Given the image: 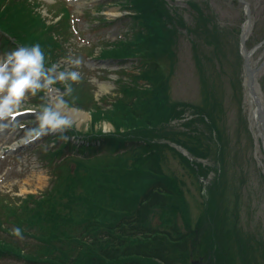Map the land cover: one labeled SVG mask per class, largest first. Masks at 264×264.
<instances>
[{
    "label": "rangeland",
    "instance_id": "374dc122",
    "mask_svg": "<svg viewBox=\"0 0 264 264\" xmlns=\"http://www.w3.org/2000/svg\"><path fill=\"white\" fill-rule=\"evenodd\" d=\"M107 1L96 2L93 0L95 3L89 5V8L86 9L87 13L84 15L81 13V8L84 9L85 6L81 8L68 6L73 23L67 30L65 44L61 45L62 37L57 32L63 29L60 22L56 28L53 24V28L49 31L50 34L53 32L57 35L60 42L58 48L61 50L62 47L64 50L66 43L72 49H81L86 46L89 51H95L92 54L96 55L102 42H114L126 34H130L131 28L128 30L127 20L118 23L120 26L106 27L99 25L92 17L104 16L113 9L117 10L120 16L127 14L122 12L119 6L112 5L111 1ZM166 1L181 13L170 11ZM166 1L137 0L136 9L141 17L140 23L146 29L150 26L152 19L155 20L160 14L163 16L164 20L160 28L167 29L166 33L161 36L162 41L157 47L161 51V60L156 67L164 73L168 82L155 84L154 82L159 80V77L152 71L150 73L153 86L142 85L141 89L137 88V90H141L139 95L135 98L130 96L127 98H132L135 101V108H142L147 103V99L157 100L158 97L164 96L161 92L164 87L166 89L168 86L169 94L167 93L165 97L169 99L173 109L165 111L166 118L162 122V126L158 127L160 137L155 140L157 144H167L176 151H179V145L182 146L184 143L198 155L194 157L190 153L192 158L189 159L191 162L195 161L192 169H189V165L187 167L186 164L179 165L172 159L170 161L172 165L167 166L170 172L164 173L174 179L172 181L177 182L180 190L184 191V203L186 206L188 205L186 217L189 227L194 228L196 218L203 214L204 203L209 207V203L213 202L212 196L215 192V195L220 197L216 196L215 212H217L214 219L218 215L217 222L213 219L212 224L215 223L219 234H224L227 231L240 233L241 227L242 237L248 236V238L256 240L253 245L258 242L257 240L261 236L260 244L261 247L263 244L264 250V140H261L260 124L253 116L255 106L250 101L246 86V77L243 71L244 59L241 58L237 50L241 27L245 21L243 6L236 0H193L196 8L189 9L186 2L190 0ZM245 1L249 4L252 22L251 32L246 43V48L250 51L264 40V0ZM92 5L94 8H91ZM99 5H102L101 9L96 8ZM60 7L59 0H40L35 3L34 9L42 12L48 21L54 22L61 15ZM150 10L154 13V17L146 21L143 15ZM221 29L223 34L220 33ZM224 42L222 52L220 44ZM148 52L154 54V50ZM76 56L82 63L87 59L83 50H78ZM168 57L170 60L167 59ZM57 58L59 57L57 56ZM250 59L252 68L258 69L256 89L264 108V65H262L264 63V43L252 51ZM46 62L49 60L46 59ZM58 66V70H66L70 67L66 62ZM136 66V64L122 65L117 71L126 69L129 72H134ZM74 70L82 71V73H80L81 80L75 83L71 97L72 100L78 99L82 101L81 103H87L86 109L93 108L92 99L103 100L104 97L115 95L113 90L107 91L102 88V84H96L93 80L107 83L109 77L117 78L118 72L103 71L98 67L89 68L82 64ZM57 85L61 91H57L56 96L64 92L62 85ZM212 96L216 100H213ZM51 97L54 96L45 92L35 96L28 95L20 110L27 108L40 110V107L44 106L42 102L46 105L51 103ZM108 99L110 101V98ZM128 105H125V113L132 117L134 115L133 108ZM176 105L178 106L175 107ZM74 107L76 106L73 105L67 109H76ZM161 108L163 109L164 106L161 105ZM203 108L206 110L202 111ZM78 111L84 112L86 119L84 120L80 116H71L74 121L73 133L80 131L98 136V132H88L99 130L104 134L115 132L112 122L103 115H99L94 121L89 112L80 109ZM23 119L26 122L30 120L36 122L35 117H23ZM155 119L160 121L157 116ZM124 129L128 128H120L117 135L120 143H125L126 139L131 137V132L124 131ZM27 132L23 134V137ZM11 135H13V131L7 132L5 137L0 136V197L5 196L3 199L9 202L10 206L15 207L18 212L22 210L24 201V206L28 208L27 202L30 198L34 200L45 198L44 201L52 203L56 198V193L54 190L47 191L51 179L49 169L39 170L34 158L36 156L32 154L34 148L37 147L34 146L36 144L42 145L39 150L57 146L58 143L52 141L56 140L55 134H49L40 138L38 142L31 143H24V138H22L21 142L17 144L28 145L14 152L10 151L13 148V139L8 137ZM166 137L174 138L175 141L173 139V141L166 140ZM180 139L183 140V143L176 141ZM131 141L133 142V140ZM101 144L105 143L101 142ZM115 148L112 146L110 149H104L105 151H97L90 155L89 159L96 162L102 161L108 155L116 154ZM156 148L160 149V146ZM121 152L123 151H119V153ZM190 154L188 152L189 157ZM166 187L171 189L169 185ZM196 187L197 189H195ZM205 193H209V199H206ZM175 203L179 204L177 200ZM167 205L172 204L167 202ZM160 210L162 218L169 217L168 206L161 207ZM157 217L158 215L154 219L155 225H159L162 219ZM60 225L55 224V229ZM235 227L238 230H235ZM1 228L7 232L0 229V239L13 246H21L25 252H27V248L20 241L24 240L30 247L33 246V242L40 246L42 243L40 237L47 232L45 228L38 225H32L31 228L27 226L23 229L27 235H21L22 238H18L12 234L15 226L11 221L3 224ZM128 228L131 232V225ZM132 233L135 234V232ZM52 240L54 241V239ZM57 248H61L60 245ZM254 249L259 252L256 247ZM249 253L245 255L250 258L251 254ZM254 254L258 253H252V255ZM261 259V264H264V255L261 256ZM22 263L23 260L17 259L11 254L0 253V264ZM45 263L38 259L34 264ZM237 264L244 263L238 262Z\"/></svg>",
    "mask_w": 264,
    "mask_h": 264
},
{
    "label": "trees",
    "instance_id": "16d2710c",
    "mask_svg": "<svg viewBox=\"0 0 264 264\" xmlns=\"http://www.w3.org/2000/svg\"><path fill=\"white\" fill-rule=\"evenodd\" d=\"M14 9L15 6L8 8L1 14L0 21L5 30L16 34L17 30L11 22L2 20V15H12ZM153 17L151 10L143 15L146 21ZM163 20L160 14L155 20L152 19L146 31L138 34L132 42L120 45L112 53L103 52L104 56L115 57L139 54L150 61L143 67L140 77L132 81L131 86L121 87L123 95L115 98L110 109L101 110L94 104L91 111L94 121L99 115L111 121L115 132L103 134L100 130L90 131L88 133L98 132V136L86 135V138H99L105 143L104 148L115 146L114 150L125 151L108 155L106 159L96 162L86 156L92 147L82 146L78 152L81 156L74 157L71 166L65 163L59 166V176L53 188L56 198L52 203L44 201L45 198H30L27 202L28 208L24 206V201L22 210L18 212L0 197V226L11 221L15 228L21 229V235H26L22 230L24 225L34 224L47 230L40 238L49 246L42 248L40 257L21 255L26 261L35 263L39 259L46 262L45 264H190L191 260L204 257L209 259V264H261V256L264 255L263 244L262 247L260 244L261 236L253 245L256 240L248 236L242 237L241 227L240 233L226 230V233L219 234L215 223L212 224L217 212L216 196L220 197L215 195V192L210 206H205L204 203L203 214L197 217L194 228L189 227L184 191L180 190L177 182L172 181L174 179L164 173L170 172L167 166L171 164L172 159L179 165H189V169H192L195 161L191 162L179 151L167 144H157L155 140L160 137L158 127L166 118L165 111L173 109L171 102L165 97L168 86L161 92L164 96L158 97L157 100L147 99L142 108H135L132 98L141 91L137 88L141 89L142 85L153 86L150 72L154 71L159 77L155 84L168 82L164 73L156 67L161 60V51L157 47L167 29L160 28ZM220 33L223 34L221 30ZM22 40L27 41L26 35ZM156 49L158 56L153 58L148 50H154L155 54ZM139 80H143L144 84L138 83ZM128 96L132 98H127ZM212 98L216 100L213 96ZM126 104L133 108L132 117L125 113ZM161 105L164 106L163 109ZM155 116L160 121L155 119ZM120 128H128L124 131L131 132V137L127 138L125 143H120L117 139ZM172 139L166 137V140L173 141ZM176 141L183 143L182 139ZM128 142L132 143L126 144ZM157 146H160V149H157ZM182 147L192 156H198L188 145L183 143ZM167 185L171 189H168ZM205 194L206 199H209V193ZM176 200L179 204L175 203ZM167 202L172 205H167ZM164 206L169 207V217L166 219L162 218V212L159 211V208ZM156 215L158 219L162 218L159 225H155ZM216 217L218 215L214 219L217 222ZM55 224H61L63 229L53 235ZM129 225L132 227L131 232ZM235 230L238 229L235 227ZM2 231L7 232L5 229ZM52 239H59L60 243L55 245ZM0 241V251L11 253L12 248L8 242L1 239ZM59 245L61 248H57ZM13 252L19 254L18 250ZM248 252L251 254L250 258L245 255Z\"/></svg>",
    "mask_w": 264,
    "mask_h": 264
},
{
    "label": "clouds",
    "instance_id": "9594fccd",
    "mask_svg": "<svg viewBox=\"0 0 264 264\" xmlns=\"http://www.w3.org/2000/svg\"><path fill=\"white\" fill-rule=\"evenodd\" d=\"M66 63L70 65L66 70H58L57 64L46 67L45 55L39 44L19 47L0 58V130L8 127L4 122L14 118L26 96H35L39 92L51 93L57 84L63 86L62 94L51 97V103L40 110L28 109L35 115L36 126L26 133L24 143H31L53 133L62 135L73 127L74 121L65 111L68 105L64 96H71L73 84L81 80L80 72L74 69L82 61L70 58ZM62 138L67 139L63 135ZM12 234L22 238L19 228L13 229Z\"/></svg>",
    "mask_w": 264,
    "mask_h": 264
},
{
    "label": "water",
    "instance_id": "95a60500",
    "mask_svg": "<svg viewBox=\"0 0 264 264\" xmlns=\"http://www.w3.org/2000/svg\"><path fill=\"white\" fill-rule=\"evenodd\" d=\"M246 16L247 18H249V10L247 8V5H246ZM249 26H250V22L248 20V27H247V31L249 30ZM244 40H245V36H243L241 38V45H242V48H243V57H244V69H245V73H246V76H247V86H248V90H249V93L252 97V99L254 100L255 102V105H256V115L258 116V119L260 120V122L262 123L263 125V131H264V111H263V108L260 104V101H259V98L254 90V86H255V77H254V73H255V70H251L250 68V61H249V56H250V53H247L245 51V48H244ZM195 264V263H193Z\"/></svg>",
    "mask_w": 264,
    "mask_h": 264
},
{
    "label": "bare ground",
    "instance_id": "6f19581e",
    "mask_svg": "<svg viewBox=\"0 0 264 264\" xmlns=\"http://www.w3.org/2000/svg\"><path fill=\"white\" fill-rule=\"evenodd\" d=\"M65 111L70 117L71 116H73V117L80 116L82 119H84V120L86 119L85 113L82 111H74V110H69V109H66ZM73 117H71V118H73Z\"/></svg>",
    "mask_w": 264,
    "mask_h": 264
}]
</instances>
